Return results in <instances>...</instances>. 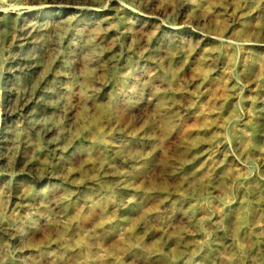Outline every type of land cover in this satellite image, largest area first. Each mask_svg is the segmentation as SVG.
<instances>
[{"label":"rangeland","instance_id":"1","mask_svg":"<svg viewBox=\"0 0 264 264\" xmlns=\"http://www.w3.org/2000/svg\"><path fill=\"white\" fill-rule=\"evenodd\" d=\"M186 1L0 0V264H264L262 0Z\"/></svg>","mask_w":264,"mask_h":264},{"label":"bare ground","instance_id":"2","mask_svg":"<svg viewBox=\"0 0 264 264\" xmlns=\"http://www.w3.org/2000/svg\"><path fill=\"white\" fill-rule=\"evenodd\" d=\"M245 3H250L252 0H241ZM187 1L186 0H181L180 4H179V7L178 8H183V7H186L187 6ZM52 6V5H51ZM81 6V5H80ZM260 6L261 8L264 9V0L261 1L260 3ZM72 9H74V11H78L79 10V7H72ZM93 9V8H92ZM71 11V10H70ZM150 14V13H149ZM153 15V14H152ZM146 16V15H145ZM149 20V19H148ZM185 22V21H184ZM183 23V22H182ZM156 29V28H154ZM167 34L168 35H172L174 33V28H168L166 30ZM197 37V36H196ZM257 46H264V43H261V42H257L255 43Z\"/></svg>","mask_w":264,"mask_h":264}]
</instances>
